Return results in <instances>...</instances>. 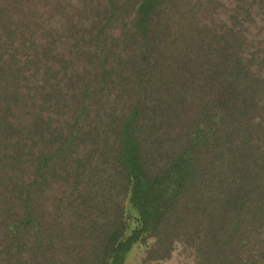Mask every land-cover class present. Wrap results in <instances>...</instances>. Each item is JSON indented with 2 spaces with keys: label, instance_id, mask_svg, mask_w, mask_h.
<instances>
[{
  "label": "trees",
  "instance_id": "16d2710c",
  "mask_svg": "<svg viewBox=\"0 0 264 264\" xmlns=\"http://www.w3.org/2000/svg\"><path fill=\"white\" fill-rule=\"evenodd\" d=\"M207 3L0 0V264H264L260 30Z\"/></svg>",
  "mask_w": 264,
  "mask_h": 264
},
{
  "label": "rangeland",
  "instance_id": "374dc122",
  "mask_svg": "<svg viewBox=\"0 0 264 264\" xmlns=\"http://www.w3.org/2000/svg\"><path fill=\"white\" fill-rule=\"evenodd\" d=\"M205 1L208 2L207 4L209 5V14H213L212 17H210L215 23L214 27L216 29L214 32H218L216 40H221V35L226 34L228 30L234 32L238 31L241 26H252L249 22H252L255 28L251 27L248 35H255L252 31L257 29L260 30V33L256 31V35L253 36V43L249 44L250 49L248 51L241 50V53L243 59L250 60L249 63H253V68H259L264 72V31L261 30L264 28V0ZM251 3L255 9L251 8ZM255 11L258 12V18L256 20L252 19V14H254ZM234 34L236 35V33ZM244 48H246V46L243 45L239 48V50ZM261 88L264 90L263 83ZM262 94L264 96L263 92ZM262 113L264 114L263 108L256 106L252 112V116H257L259 117L257 120L263 121L264 117L259 115ZM150 244L151 243L148 240L137 244L127 254L125 264H195V255L193 250L189 246L182 243V241H178L176 243L173 242L165 253H163V250L154 252V250H152L154 247Z\"/></svg>",
  "mask_w": 264,
  "mask_h": 264
}]
</instances>
